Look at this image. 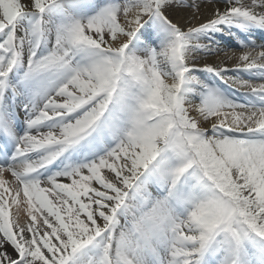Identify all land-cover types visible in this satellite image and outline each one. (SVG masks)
<instances>
[{
  "label": "snow or ice",
  "instance_id": "obj_1",
  "mask_svg": "<svg viewBox=\"0 0 264 264\" xmlns=\"http://www.w3.org/2000/svg\"><path fill=\"white\" fill-rule=\"evenodd\" d=\"M0 264H264V0H0Z\"/></svg>",
  "mask_w": 264,
  "mask_h": 264
},
{
  "label": "bare ground",
  "instance_id": "obj_2",
  "mask_svg": "<svg viewBox=\"0 0 264 264\" xmlns=\"http://www.w3.org/2000/svg\"><path fill=\"white\" fill-rule=\"evenodd\" d=\"M212 59H216L215 57H213ZM227 62V61H226ZM227 63H230V62H227Z\"/></svg>",
  "mask_w": 264,
  "mask_h": 264
}]
</instances>
